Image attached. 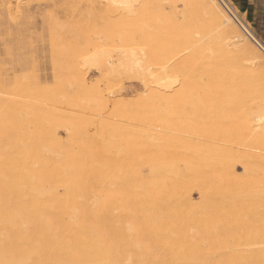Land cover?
<instances>
[{"label":"bare ground","instance_id":"6f19581e","mask_svg":"<svg viewBox=\"0 0 264 264\" xmlns=\"http://www.w3.org/2000/svg\"><path fill=\"white\" fill-rule=\"evenodd\" d=\"M90 1L51 82L0 62V264H264V46L223 0Z\"/></svg>","mask_w":264,"mask_h":264},{"label":"rangeland","instance_id":"374dc122","mask_svg":"<svg viewBox=\"0 0 264 264\" xmlns=\"http://www.w3.org/2000/svg\"><path fill=\"white\" fill-rule=\"evenodd\" d=\"M41 1L20 0L18 7H16L17 11L12 13L10 7L14 8V5L9 4L10 0H0V62L5 63L2 65L7 69L10 75L12 70L18 74L28 71V69L21 71V67L18 64L15 63L14 66H11L10 63L7 62L9 56L6 51L12 46V39L16 37L17 39L20 38L23 42V47H21V49L13 48V52L16 53L18 50L17 53L19 52V54L24 55L28 59H34L36 61L35 71L41 78L42 82L48 83L51 82L53 72L50 61L52 50L50 49L51 46L49 44V40L51 39L49 33L52 25H50V23L55 21L57 24L60 23L61 26L64 25L62 33L64 32L63 34H65L67 33L66 31L71 29L70 27L75 25L77 21H80L79 23L83 24L85 22L88 23V21L91 22L93 16L98 15V11L95 10L93 4H90L92 3L90 0H80V2L79 0ZM223 1L232 9L249 30H251L260 44L264 46V0ZM68 5H70V7ZM89 6L90 8H88ZM162 8L167 16L171 15L172 5L169 2H164ZM49 15H51V18ZM19 29H22L20 35L17 34ZM9 31L13 34L12 36L8 34ZM167 76L168 74L164 73L163 79H166ZM237 170L238 172H241L239 166H237Z\"/></svg>","mask_w":264,"mask_h":264}]
</instances>
